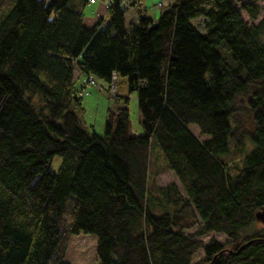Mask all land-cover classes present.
Instances as JSON below:
<instances>
[{"label": "trees", "instance_id": "obj_1", "mask_svg": "<svg viewBox=\"0 0 264 264\" xmlns=\"http://www.w3.org/2000/svg\"><path fill=\"white\" fill-rule=\"evenodd\" d=\"M122 1L92 27L88 0H16L0 20V264H70L79 233L99 264H264V20L239 0H173L127 23ZM240 8L257 19L253 0ZM113 73L136 93L141 135L127 106L103 136L75 112L76 75ZM167 171L185 194L155 182Z\"/></svg>", "mask_w": 264, "mask_h": 264}, {"label": "rangeland", "instance_id": "obj_2", "mask_svg": "<svg viewBox=\"0 0 264 264\" xmlns=\"http://www.w3.org/2000/svg\"><path fill=\"white\" fill-rule=\"evenodd\" d=\"M170 1L173 3V0ZM245 1L252 0H239L236 3V7L239 9L243 19L254 24H258L259 22L263 21L264 0H253V2L259 7V15L254 21L250 20L247 13L240 8L241 3ZM15 2L16 0H4L0 4V20L9 12ZM108 2L109 0H97L96 3L100 4L99 9H97V6H90L91 4L87 3L83 9L85 17L84 24L88 27H92L101 19L106 20ZM159 3L162 4L161 7L158 5ZM141 4L142 10H144L147 15L156 19L163 11L170 7L168 0H142ZM132 7L129 8L126 13L127 23L130 22L129 19L131 15L135 16V9ZM153 8L156 9L154 10ZM192 23H194L200 30H203V18L194 19L192 20ZM101 27H104V24H102ZM220 50L221 52H225V57L228 59V61H231L232 64H235L231 55L229 53L228 56L226 55L227 47L225 45H222ZM85 79H88L86 75H76V84L77 88H79V91L81 90ZM94 79L97 85H88L86 87V92H84L83 95L79 94L82 97L81 106L75 110L83 128L90 131V133L94 132L99 136H103L105 134V121L108 110L116 111L117 108L121 106H127L129 109L130 134L133 136L143 134L144 129L138 109L136 93L135 91H130L127 77L120 74L117 75L114 92L111 88V83H108L98 77H94ZM115 95L118 97H127L128 104L125 105L121 103V100L118 101ZM190 129L194 132V134L199 135L196 125H190ZM201 138H207V136L203 135ZM248 145L253 146L251 141L248 142ZM61 161L62 159L60 156H56L54 158L51 165L53 171H57L59 169ZM155 182L162 187H166L171 183H175L181 193L185 194L178 178L172 171H167L157 175L155 177ZM257 225L262 226L258 222ZM194 230L195 227L187 230V233H191ZM211 237L221 244H224L228 241L225 235L216 233H209L202 236L201 239L206 244ZM203 258L204 253L203 250L200 249L194 254L191 262L197 263L202 261ZM66 259L70 262V264H99L96 259V238L93 235L84 233L72 235L67 244Z\"/></svg>", "mask_w": 264, "mask_h": 264}, {"label": "crops", "instance_id": "obj_3", "mask_svg": "<svg viewBox=\"0 0 264 264\" xmlns=\"http://www.w3.org/2000/svg\"><path fill=\"white\" fill-rule=\"evenodd\" d=\"M89 1V3L88 4H91L90 6H97V9H99V6H100V4H97L96 3V1L97 0H88ZM133 1H135L136 2V4H134L133 5V7L132 6H130L129 8H134L135 10V16H130V22H136V18H137V12H138V10H140V9H142V4H141V2H142V0H138V1H136V0H133ZM168 3L170 4L171 3V1L170 0H168ZM161 6H162V4H161ZM160 6V7H161ZM154 10L156 9V8H153ZM129 10V9H128ZM149 16V15H148ZM151 17V16H150ZM153 18V17H152ZM153 19H156V18H153ZM84 20H85V17H84ZM127 21V20H126ZM81 76V74H77V76Z\"/></svg>", "mask_w": 264, "mask_h": 264}, {"label": "built area", "instance_id": "obj_4", "mask_svg": "<svg viewBox=\"0 0 264 264\" xmlns=\"http://www.w3.org/2000/svg\"><path fill=\"white\" fill-rule=\"evenodd\" d=\"M130 0H123L121 3V7L123 9H126L128 7ZM160 5V4H159ZM112 80H115V73L112 74ZM86 85H97L95 82V79L93 77H89L86 81ZM112 90H114V86L112 85Z\"/></svg>", "mask_w": 264, "mask_h": 264}, {"label": "water", "instance_id": "obj_5", "mask_svg": "<svg viewBox=\"0 0 264 264\" xmlns=\"http://www.w3.org/2000/svg\"><path fill=\"white\" fill-rule=\"evenodd\" d=\"M156 27H157V23H154L151 26V29ZM254 218L256 222L260 223L261 225H264V206L255 213Z\"/></svg>", "mask_w": 264, "mask_h": 264}]
</instances>
